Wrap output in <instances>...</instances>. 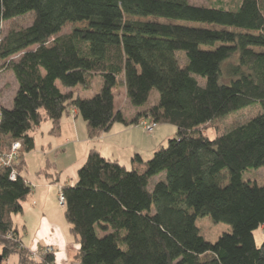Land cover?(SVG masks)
<instances>
[{
  "label": "trees",
  "instance_id": "obj_1",
  "mask_svg": "<svg viewBox=\"0 0 264 264\" xmlns=\"http://www.w3.org/2000/svg\"><path fill=\"white\" fill-rule=\"evenodd\" d=\"M28 13L34 14L31 25L2 35L4 22ZM74 22L87 25L60 34ZM21 52L18 60L8 61L18 83L13 107L0 103V152L22 142L16 179L12 167L0 166L4 258L33 262L14 221L33 190L23 173L24 156L35 149L32 132L49 120L51 134L59 136L63 115L75 108L90 139L115 122L139 125L145 119L178 129L150 159L136 154L130 169L92 149L76 184L62 185L65 217L78 244L75 262L264 264V242L258 246L254 237L264 226V184L244 177L246 170L264 166V0H240L235 6L190 0H0V59ZM97 76L103 79L101 90L82 97L81 90H89ZM122 85L139 108L131 118L116 108ZM154 90L158 101L145 107ZM254 104L260 107L256 116L215 138L207 135L218 119ZM49 168L39 173L48 174ZM205 216L230 224L232 231L207 240L197 225ZM45 258L55 260L53 254Z\"/></svg>",
  "mask_w": 264,
  "mask_h": 264
},
{
  "label": "crops",
  "instance_id": "obj_2",
  "mask_svg": "<svg viewBox=\"0 0 264 264\" xmlns=\"http://www.w3.org/2000/svg\"><path fill=\"white\" fill-rule=\"evenodd\" d=\"M17 90L18 86L16 90H12L10 102L6 105L3 101L4 97L0 95L1 105L12 108ZM123 90L127 97L125 86H123ZM127 100L131 109L119 107L117 104L116 108L121 109L126 118H131L139 108L133 106L128 97ZM155 101H158V97ZM51 128L52 123L47 120L32 132L35 139V149L27 153V157L24 156L26 163L30 156L38 154L39 160L46 164L49 157L56 151L58 156V151L62 150L63 154H71V166H76L79 170L86 162L90 150L97 149L103 156L131 167L132 159L136 154H139L144 160L150 159L154 152L159 149V146L166 142V137H169L166 135L172 131L173 127L167 124L161 125L154 132L148 133L139 125H126L122 122H115L103 135L90 139L85 120L75 108H72L62 117L61 133L59 136H53L50 132ZM45 132H47V135ZM39 134H41L44 143L46 142L41 145L42 151H39L37 146V136ZM53 137H58V139L55 138L52 141ZM46 145L49 147L48 150L46 149ZM45 164H43L44 168L46 167ZM55 167L62 169L63 164L58 162ZM39 175L41 176L37 177L34 184L30 181L34 189L29 200L31 199L33 203L24 206L21 223L19 224L22 226L26 236L23 238L20 232L21 239L24 246L29 249H33L32 247H35V245H41V247L46 244L53 245L55 248V263L63 264L64 257L70 258L68 254L70 245L72 256H74L78 249V244L75 242V238L70 230V224L66 220L65 213H63L64 209H61L60 214L54 210V208L57 209V195L65 183H61V175L57 176V179H55L54 173H39ZM26 238H28V242L24 241Z\"/></svg>",
  "mask_w": 264,
  "mask_h": 264
},
{
  "label": "rangeland",
  "instance_id": "obj_3",
  "mask_svg": "<svg viewBox=\"0 0 264 264\" xmlns=\"http://www.w3.org/2000/svg\"><path fill=\"white\" fill-rule=\"evenodd\" d=\"M190 1H191V3L197 4V5L198 4L200 5V4H211V3H215V2H220L223 5L230 4L233 6H235L236 4H238L240 2V0H190ZM131 19H143V20L166 22L162 19H157V18H152V17H149V18L131 17ZM33 20H34V14L28 13L24 16H20V17L14 18L12 20H9L7 22H4L3 26H2V28H3L2 35H5L12 30H18V29L25 28V27L31 25ZM86 25H87L86 22L67 23L63 27L60 34L69 33L76 27H82V26H86ZM200 26L212 28V29H228V30H232V31H236V32H248L244 29L224 27V26L216 25V24H200ZM205 48H207V47H205ZM30 49H33V47H31ZM254 49L257 51H262V48H258V47L256 48L255 47ZM22 54L23 53L21 52L17 55L12 56L11 58H9L7 60L0 59V95L4 97L3 101H4L5 105L10 102L12 90H14V89L16 90L17 86H18L17 80H16L13 72L8 69V61L11 59L18 60ZM179 55L181 56L184 54L179 53ZM181 58H183V57H181ZM184 62H185V59H181V63L183 64ZM200 81L202 84L205 83V79H203V78H200ZM15 85H16V87H15ZM102 85H103V79L101 78V76H97L94 80L92 87L89 90H81L80 94L82 97H92L101 90ZM157 97H159V92L157 90H154L150 96L148 103L145 105V107L154 103L155 100L157 99ZM116 98H117V100H116L117 106L125 108V109H131L130 104L127 100V97L124 94L123 85L120 86L118 88V90L116 91ZM259 109H260L259 105L254 104L250 107H245V108H243L237 112H234V113H232L226 117L220 118L215 123H213L210 127H208V129L206 130V133L211 138H215L219 133L226 131V130H229L230 128H232L236 125H239V124H242V123L248 121L251 117L256 116L260 111ZM161 125H166V124H159V125H157V127L155 129H157ZM167 125H171L173 128H172V131L167 133L166 136H169V137H166V142L163 144V146H167L168 140L177 136V130H178L177 127L173 124H167ZM45 134L47 135V132H45ZM37 137H38V139H37L38 150L42 151L41 145L45 144L46 142L44 143V141L42 140L41 134H39V136H37ZM155 137H156V135H155ZM55 138L53 137L51 140L54 141ZM56 139H58V137ZM39 140H40V142H39ZM46 149L48 150L49 147L47 146ZM62 152H63L62 150H59L58 151L59 155L57 156V151H56L51 157H49V159H48L49 161L47 160L46 164H45V162L43 163L41 160H39L38 154H33L32 156H30L29 160H27L26 168L23 171L27 180H29V182L31 181L32 184H34V181H36L37 177L41 176V175H39L40 168H44L43 164H45L47 166L49 165V167H50L49 169H47V173H54L55 179L58 178L57 176L61 175L60 178H61L62 184L63 183H67V184H71V185L76 184V182L78 181V167L71 166V154L70 155L67 153L63 154ZM25 156L27 157V153L25 154ZM57 158H59V159L57 160ZM20 160H21V157H20L19 161ZM58 162L63 164L62 169L55 167V165L57 166ZM128 168L130 169L131 167H128ZM59 171H61V172H59ZM56 172H59V173H57V175H56L55 174ZM244 177L249 178V179H253V181H256L257 184H259V185L264 184V166L259 168V169L246 170L244 172ZM227 181H228V173L224 172V182L227 183ZM32 189H34L33 185H32ZM60 191H59V194H60ZM59 194L57 195V199H56L57 203H58V204H56L57 209L54 208V210L58 214L61 213L62 208L64 209V205H61L59 202ZM29 203H33L31 201V199L30 200L28 199L25 202L24 206L28 205ZM51 207H53V206H51ZM63 213H64V211H63ZM14 218L16 221V226H18L21 234L23 235V238H25L26 233L24 232L22 226H20V224H19V223H21L22 213L15 215ZM197 225L200 228L201 234L207 240L212 241V242H215L219 238V236H221L223 233L232 231V226L230 224H227L224 222L216 223L209 216L199 217L197 219ZM254 237H255L256 244L258 246L262 245V243L264 242V226L260 227L254 231ZM24 241L28 242V238H26ZM47 245L48 244L43 245V246H47ZM26 246H28V245H26ZM39 247H41V245H35V247H32V248H33V250H38ZM72 250H73V246H72ZM1 251H2V247L0 246V252ZM71 252L72 251H71V245H70V247L68 248V254L70 255V258L67 259L64 257L63 264H78L77 262H75L74 256H72ZM53 255L55 257V251H54ZM31 258L33 259L32 260L33 262L29 263V264H35L36 261H41L43 264H56L55 263L56 259L54 261H47L42 252L38 255V257H36L35 255H33L32 250H31ZM17 259H18V257L16 255H12L9 258H4L2 264H18ZM19 264H22V263L20 262Z\"/></svg>",
  "mask_w": 264,
  "mask_h": 264
},
{
  "label": "built area",
  "instance_id": "obj_4",
  "mask_svg": "<svg viewBox=\"0 0 264 264\" xmlns=\"http://www.w3.org/2000/svg\"><path fill=\"white\" fill-rule=\"evenodd\" d=\"M0 123H1V118H0ZM140 126H142L147 132L152 133L157 124L150 122L148 120H141L140 121ZM21 150H22V142L20 140L13 141L9 150L6 152H0V166H8L12 167V173H11V179H16L17 176V164L19 163V159L21 157ZM59 202L61 205L65 204V196L60 191L59 194ZM32 250L33 255L38 257V255L42 252L43 255H48V254H54L55 248L53 245H47L43 247H39L38 250Z\"/></svg>",
  "mask_w": 264,
  "mask_h": 264
},
{
  "label": "water",
  "instance_id": "obj_5",
  "mask_svg": "<svg viewBox=\"0 0 264 264\" xmlns=\"http://www.w3.org/2000/svg\"><path fill=\"white\" fill-rule=\"evenodd\" d=\"M3 260H4V256H3V254H2V253H0V264H2V263H3Z\"/></svg>",
  "mask_w": 264,
  "mask_h": 264
}]
</instances>
